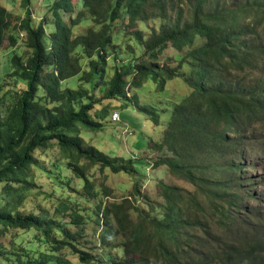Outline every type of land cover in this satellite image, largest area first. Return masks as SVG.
<instances>
[{
	"label": "trees",
	"instance_id": "1",
	"mask_svg": "<svg viewBox=\"0 0 264 264\" xmlns=\"http://www.w3.org/2000/svg\"><path fill=\"white\" fill-rule=\"evenodd\" d=\"M32 2L21 0L25 16L16 19L0 4V47L8 38L13 49L5 76L15 83L3 93L0 73V264L103 262L79 247L91 217L75 198L60 200L52 214L20 210L53 141L66 161L56 166V180L69 185L62 168L72 171L83 183L85 193L76 194L82 200L99 195L94 166L138 180L130 196L93 211L105 225L103 243L118 249L113 264H264L263 204L246 199L260 201L248 184L247 161L257 140L251 130L264 126V0H54L46 5L50 18L38 23ZM89 22L94 26L75 35ZM118 22L123 28L116 31ZM169 47L176 53L162 63ZM177 78L188 95L172 105L160 149L172 156L157 165L167 164L194 188L163 183L165 204L147 209L139 205V163L86 144L81 131L103 128L106 100L132 105L160 126L159 110L140 104L139 92L148 83L163 91ZM11 230L16 236L6 245ZM19 230L33 237L17 240Z\"/></svg>",
	"mask_w": 264,
	"mask_h": 264
},
{
	"label": "rangeland",
	"instance_id": "2",
	"mask_svg": "<svg viewBox=\"0 0 264 264\" xmlns=\"http://www.w3.org/2000/svg\"><path fill=\"white\" fill-rule=\"evenodd\" d=\"M31 10L33 20L38 23L43 20L45 16L50 18L49 7L54 0L49 4L41 3L42 0H32ZM0 4L8 7L13 13L14 19L23 18L25 10L21 8V0H0ZM48 5V6H46ZM78 11V10H76ZM64 17L69 18V14L65 13ZM158 27L159 22H151L147 26ZM94 26L92 22L80 25L75 29V35L84 34L88 27ZM141 26V25H139ZM121 27L118 22L116 31ZM51 27H46V34H51ZM148 32V28H144ZM130 34V29L122 34L123 39L121 43L129 40L127 36ZM126 36V37H124ZM13 49L9 47V39L7 38L0 47V73L2 78L3 93L11 89L10 84L14 85V81L5 76L8 72L5 70L9 66V53ZM27 52V50H25ZM176 51L172 48H167L160 56L161 62L173 56ZM187 85L182 78H177L176 81L169 83L163 91H158L153 84H145L143 90L139 92V103L147 104L157 108L161 114V124L156 126L145 115L132 105H123L116 101H104L103 105H110L108 117L102 121L103 128L100 131L89 132L81 131V137L85 143L96 147L101 152H104L113 157H123L125 159H132L138 162V169L142 172L141 184L145 196L151 197L148 200L145 196L140 198L139 205L141 207L150 209L152 202L155 205H164L165 198L161 195L162 185L165 183L176 184L193 189L194 185L187 179L179 177L170 171L169 166L157 165L160 159H166L172 154L168 148H164L163 153L160 151L164 143V134L169 124L171 117L173 103L184 99L188 94ZM41 92H44L43 90ZM6 102V100H5ZM115 106H118L117 108ZM124 106V107H123ZM127 106V107H126ZM118 112L120 121H112L113 115ZM148 119V120H147ZM140 122L144 124L140 125ZM256 134V135H255ZM250 136L256 138V141L251 142L252 149L248 150L249 160L247 161L251 168L249 169L250 177L253 178L248 182L252 193L259 195V199L247 197L248 204L251 206H261L264 209V126L253 127ZM254 144V145H253ZM61 149L57 141H53L46 152L42 153L39 165L44 170L34 169L33 186L30 191L24 193L25 198L21 204L20 210L24 213H53L60 200H66L67 197L75 198L77 208L80 209L81 214L86 217H91L89 222L84 224V235L79 239V247L87 252H93L98 260L103 261L99 264H113L112 252L116 254L118 249L113 250L111 246H107L102 241L104 223L98 224L96 206L107 201L121 200L122 198L130 196L133 192L135 182L138 181L136 177L126 173H114L107 169L102 170L99 166H94L89 170L92 175V181L95 183L99 195L95 198H88L82 200L81 197L76 196L80 191V196L84 194V187L82 181L72 171L62 168L61 176L68 180L69 185H61L56 178L59 177V172L55 169L60 164H66L62 159ZM104 187H108L109 193L104 192ZM83 196V195H82ZM75 204V205H76ZM137 216V213L135 214ZM75 231V226L70 227ZM21 237L17 240L27 242L33 237V232H26L23 230L17 231ZM16 236L15 230L9 231L4 243L8 245ZM63 253L68 259L77 262V257L71 251L64 250Z\"/></svg>",
	"mask_w": 264,
	"mask_h": 264
},
{
	"label": "clouds",
	"instance_id": "3",
	"mask_svg": "<svg viewBox=\"0 0 264 264\" xmlns=\"http://www.w3.org/2000/svg\"><path fill=\"white\" fill-rule=\"evenodd\" d=\"M115 114H117V113H115ZM115 114H114V115H115ZM114 115H113V121H120V120H121L120 117H119V119L115 120V119H114ZM117 115H118V114H117ZM118 116H119V115H118Z\"/></svg>",
	"mask_w": 264,
	"mask_h": 264
},
{
	"label": "built area",
	"instance_id": "4",
	"mask_svg": "<svg viewBox=\"0 0 264 264\" xmlns=\"http://www.w3.org/2000/svg\"><path fill=\"white\" fill-rule=\"evenodd\" d=\"M114 119L117 120L119 119V116L117 114L114 115Z\"/></svg>",
	"mask_w": 264,
	"mask_h": 264
}]
</instances>
